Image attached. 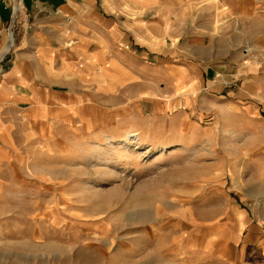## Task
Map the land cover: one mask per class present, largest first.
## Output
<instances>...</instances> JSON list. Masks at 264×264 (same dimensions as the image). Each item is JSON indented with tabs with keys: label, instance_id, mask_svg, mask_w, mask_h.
Here are the masks:
<instances>
[{
	"label": "rangeland",
	"instance_id": "obj_1",
	"mask_svg": "<svg viewBox=\"0 0 264 264\" xmlns=\"http://www.w3.org/2000/svg\"><path fill=\"white\" fill-rule=\"evenodd\" d=\"M183 110L20 128L0 150V264H264V117Z\"/></svg>",
	"mask_w": 264,
	"mask_h": 264
},
{
	"label": "crops",
	"instance_id": "obj_2",
	"mask_svg": "<svg viewBox=\"0 0 264 264\" xmlns=\"http://www.w3.org/2000/svg\"><path fill=\"white\" fill-rule=\"evenodd\" d=\"M0 68V150L34 123L187 115L199 100L264 117V10L255 0H0Z\"/></svg>",
	"mask_w": 264,
	"mask_h": 264
},
{
	"label": "built area",
	"instance_id": "obj_3",
	"mask_svg": "<svg viewBox=\"0 0 264 264\" xmlns=\"http://www.w3.org/2000/svg\"><path fill=\"white\" fill-rule=\"evenodd\" d=\"M255 2H257L262 7V9L264 10V0H255ZM124 48L129 49V46L128 45L127 46L119 45V49L122 50ZM2 72H3V70L0 68V74H2Z\"/></svg>",
	"mask_w": 264,
	"mask_h": 264
},
{
	"label": "bare ground",
	"instance_id": "obj_4",
	"mask_svg": "<svg viewBox=\"0 0 264 264\" xmlns=\"http://www.w3.org/2000/svg\"><path fill=\"white\" fill-rule=\"evenodd\" d=\"M139 139H140V136H139V134H133L130 138H129V140H130V143H137L138 141H139Z\"/></svg>",
	"mask_w": 264,
	"mask_h": 264
}]
</instances>
